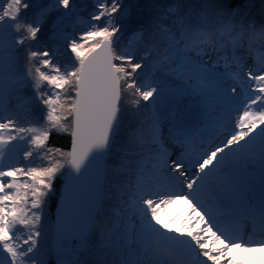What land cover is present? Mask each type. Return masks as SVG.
Masks as SVG:
<instances>
[{"label": "snow or ice", "instance_id": "obj_1", "mask_svg": "<svg viewBox=\"0 0 264 264\" xmlns=\"http://www.w3.org/2000/svg\"><path fill=\"white\" fill-rule=\"evenodd\" d=\"M94 2L97 11L91 15V20L107 19L103 26L93 24L80 36L79 42L75 39L69 42L75 60L71 68H61L46 48L27 51L21 68L16 46L38 41L37 34L47 20L51 5L42 8L32 21L15 25L17 33L23 28L26 35L5 41L6 22L16 21L21 7L26 9L29 5L23 0H0V157L10 152L13 142L19 140L29 146L24 152L26 161L47 162L42 166L0 170V264H9V261L10 264H25L26 260L36 264L34 250L39 251L42 211L58 176L65 177L66 200L73 197L85 177L91 181L98 200H102L104 181L110 172L121 178L112 187L119 197L127 195L128 200L123 201L128 205L127 210L140 220L130 238L142 254L134 259L131 254L121 253V259L113 264H252L247 257L239 260L229 257L225 261L229 249L251 254L264 248V241L246 243L236 231L225 226L232 224L241 213L231 204L209 198L208 203L218 213L217 219L194 195L204 187L203 181L210 174L223 171L226 162L253 160L258 156L264 164V57L260 74L252 69L246 73L247 81L254 83L244 86L241 72L232 73L228 68L230 61L238 69L242 68L240 57L234 51L231 56L222 55L227 51L225 39H230L235 48L245 35L242 20L237 24L235 13L227 20L223 13H218V19L211 24V5L204 3L199 13L190 10L186 16H177L174 23L180 28L178 36L164 30L166 46L162 53L155 50V45L148 48L145 41L146 50L137 61L134 51L117 52L114 47L122 28L114 14L123 9V0ZM53 3L65 9L72 8V0H53ZM169 11L176 12V8ZM68 15L65 12L63 17L52 21L54 35L62 31L64 17ZM259 36L264 38V29ZM205 57L212 60L211 64ZM221 60L227 69L224 73L217 70ZM145 67L150 69L149 74L143 82H138V70ZM168 78H172L176 88L166 91L164 80ZM229 79L233 81L231 86L227 82ZM28 87L34 90V98L19 95ZM126 92L135 97L132 100L134 108H139L143 101L154 111L147 127L143 122L130 127L124 142L117 145L115 138ZM209 92L222 102L244 96L234 126L219 129L223 134L220 143L202 140L195 147L189 132L178 131L174 140L181 151L169 164V152L159 134L157 106L166 95L179 103L185 95L203 96ZM13 93L20 101L16 114L6 107V97ZM40 105L43 106L44 126H20L41 120V113L37 111ZM52 131L70 132V150L48 147ZM256 141H259L258 149ZM145 145L150 147L145 149ZM114 150L116 160L110 165L108 157ZM146 150L153 153L155 161L151 171L146 169L143 159ZM185 188L187 192L183 191ZM173 201L188 206L189 225L182 226L183 231L170 228L160 218L161 206ZM242 214L258 221L264 233V200L245 208ZM17 226L27 233L25 239L16 234ZM127 236L125 232L120 238ZM108 243L113 244L112 237ZM59 264L68 262L60 261Z\"/></svg>", "mask_w": 264, "mask_h": 264}, {"label": "trees", "instance_id": "obj_2", "mask_svg": "<svg viewBox=\"0 0 264 264\" xmlns=\"http://www.w3.org/2000/svg\"><path fill=\"white\" fill-rule=\"evenodd\" d=\"M23 3H27L29 7L26 9L21 7L20 9L16 22L21 25L32 21L42 8H48L51 5V11L41 31L37 34L38 41H28L17 49L20 67L23 68L24 62L27 59V51L40 50L39 44H47L49 47L51 45L50 48H53L54 58L60 60V64L63 67L73 66L75 60L68 44L72 39L79 42L80 36L91 29V27L88 28V23L83 24L82 22H86V18L91 15V12L97 10L94 7V0H72V8L75 9L72 10L73 15L72 17L71 15L69 16L71 19H68V21L64 19L66 23L62 31L55 35L51 29L52 21L58 17H62L64 12L69 9L55 5L53 0H23ZM204 3L211 5L209 10V23L211 24H214L218 19V13H223L225 20L235 13L237 24L242 20L245 35L239 39L235 48H233L230 39H225L223 42L227 45V51L222 53V55L231 56L234 51L240 57L241 62H245L254 55L252 53L255 48L264 57V38H260L259 36L261 30L264 29V0H123V9L121 12L114 14L116 22L122 25L121 32L118 33L119 40L114 45L116 51L132 50L136 53V60L139 61L146 50L144 46L146 41L148 48L155 45V50L162 53L166 46L164 43L166 39L164 30H170L178 36L180 28L179 25L174 23L177 16H186L190 10L199 13L203 11L202 5ZM170 8H176V12L169 11ZM84 19L86 20L82 21ZM106 19L105 17L100 22L92 21V23L103 26ZM193 22H195V17H193ZM253 32L255 35H253ZM20 34L26 35L23 28H21ZM130 42L131 49H129ZM145 63L147 64V61ZM149 71L150 69L147 67L138 70V82H143ZM16 95V93H13L11 96L6 97L7 110L13 114L18 112L17 104L20 103L15 98ZM19 95L25 97L32 96L34 98V90L28 87L23 89ZM133 99L135 97L129 93L123 94L119 132L115 138L117 145L124 142L130 127H136L139 122H143L144 126L147 127L151 122V113L153 111L149 108V105H145V102L142 101L139 108H134L132 106ZM37 111L41 113V120L39 122H34L32 125L21 123L20 126L43 127V106H38ZM13 143L16 144L14 146L15 153L10 155L9 162L4 165L5 167L19 165L23 168L26 166H42L47 163L38 159L26 161L24 159V152L29 146L19 140ZM47 145L52 148H60L63 151L70 150V132L61 133L52 131ZM149 147V145H145V149ZM152 157L153 153L151 151L146 150L144 152L143 159L146 162V169L148 171H151L152 165L155 163ZM115 160L116 154L114 150V154L108 157V163L111 165L115 163ZM3 167L0 166V170H3ZM20 179H24V177H20ZM63 179L64 176L57 177L54 181L53 191L46 197L40 225L41 235L38 237L39 251L34 250L36 264H56L57 259L60 258L55 254L52 247V227ZM120 179V177L112 175L111 172L106 176L104 196L96 213L92 230L83 240L74 242L76 250H74L75 258L71 261L72 264L73 262H78V264H113V261L118 262L121 259V256H118V252L123 250V248L118 251L117 246L130 238L131 220H138L139 218H134L131 211L127 210L128 205L123 202L128 200L127 195L119 197L115 188L112 187ZM214 182L217 198L233 205L235 210L241 213L238 215L239 220L237 222H233V225L225 226H230L231 229H238L241 228L240 224H242V221L249 220L261 231L258 221L242 214L245 208L259 205L264 200V164L261 163L260 159L249 162L242 169L227 172L226 175H218ZM149 183H151L150 179ZM215 215L218 219V213L215 212ZM17 227L18 231L16 234L21 236V239H25L27 233L24 229L19 226ZM125 232L128 233V236L120 238L123 237ZM110 237L113 238V244L111 245L108 243ZM64 243L67 242L63 241ZM133 246L136 247L135 244ZM3 257L7 258V254L3 253ZM25 264H33V260H26Z\"/></svg>", "mask_w": 264, "mask_h": 264}, {"label": "rangeland", "instance_id": "obj_3", "mask_svg": "<svg viewBox=\"0 0 264 264\" xmlns=\"http://www.w3.org/2000/svg\"><path fill=\"white\" fill-rule=\"evenodd\" d=\"M94 7L96 8V6ZM73 9L74 8L66 10V12H68L69 15L67 17H64L65 20L68 21V19L69 20L71 19L69 16L71 15L72 17ZM0 11H2V9H0ZM96 11L97 10L91 12V15L94 14ZM91 15L88 16V18H86L87 20L86 19L82 20V21L86 20V22L81 21L83 24L88 23V28H90L93 24L91 20ZM65 20H64V24L62 28L64 27L66 23ZM16 21L6 22V25L4 27L5 41L10 39L11 37H15L17 39L20 37L21 34L17 33L15 30V25L17 23ZM20 46L21 45L16 46V49H18ZM39 46H40V50H44L46 48L53 55V52H52L53 48H50L51 45L49 47L47 44H43V45L39 44ZM252 54L254 55L250 57L251 59H249L248 61L246 60L245 62H241L242 68L238 69V66L231 61L229 62V64L231 65H228V68H230L232 73H235L238 70L241 72V76H243V79L245 81L244 86L254 83V82L247 81V76H246L247 71L249 69H252L256 71V74H260V69L262 67L261 65L262 56L257 52L255 48ZM53 59H54V62L59 64L61 68H71L72 67V66L63 67L60 64V60L55 59L54 55H53ZM205 59L208 61L209 64H211L212 60L209 57H205ZM252 60L255 61V64L250 63V61ZM217 70L221 73H224L227 69L224 63L220 61V64ZM227 82L230 86L233 84V81L230 79ZM164 86L166 87V91L167 89L176 88V84L172 82V78L165 79ZM240 90H241L240 87H238V92ZM230 92H231V88L229 87V93ZM243 100H244V96L240 95V96H237L232 101L222 102L215 94L209 92L208 94L203 95V96L198 95V94L185 95L181 97L179 99V103H177L171 95H166V97L163 98L160 104L157 106L156 115L160 119L158 127H159L161 143L169 152L168 163L171 164V161L173 159H176L181 151L180 146L175 141L174 143L171 141V134L175 127L185 123L186 125H188L187 127H185V129L190 131L191 123L209 124L210 128L206 129L204 132L206 134H209V132L212 133V129L216 130L217 133L215 136V140L213 141L215 143H220V141L223 139V134L219 131V129L222 126L226 127L225 123L229 125V127H226V128L230 129L232 126H234L238 112L242 110ZM149 108L152 109V111H154V109L152 108L150 104H149ZM15 145L16 144L13 143L10 152L6 153L4 157H0L1 167L6 165L9 162L10 155L12 153H15V148H14ZM255 146L259 147V141H256ZM257 159H259L258 156L253 160H241L239 162L232 160L230 162H226L225 165L222 166L223 171H217V172L210 174L203 181L204 187L197 193H194V195L200 201V203L203 204L206 209L212 212L214 217H216L214 210L211 208L210 204L208 203L209 198H211L212 200H220L219 198H217V192L214 187V183H215L214 180L216 179V177L218 175H221V176L226 175L227 172H230L233 170H237L240 168L242 169L243 167L246 166V164L252 161H256ZM9 167H20V166L19 165L18 166H6V167L4 166L3 170H6ZM168 171H170V169H168ZM183 191L187 192V189L185 188L183 189ZM159 215L162 221L169 224L170 228H181L183 231L185 229L182 226L189 225V219H188L190 215L189 209H188V206L181 201H173L171 204H168L167 206L162 205ZM148 219H151L150 215ZM238 220L239 218L237 217V219L233 222H237ZM131 221L132 223L130 225V230H131L130 237L132 235L133 230L138 228L140 224L139 219L131 220ZM254 225L255 224H253L251 221L247 220L244 228L241 227V228L236 229L238 230L237 234L242 238L244 242L253 243V242L264 241V233H262ZM200 226L201 225H197V227H200ZM156 227H159V225H156ZM168 235L176 236L179 234L178 233H168ZM184 238L187 239V237H184ZM74 242L75 241L67 242V243H64L63 245L72 246L74 247V250H76ZM133 245L134 244L131 238H129L128 240H124L122 243L118 244L117 246V248L119 249L118 251H120V249L123 248V250L118 252V256L120 257L121 253H123L124 255H128L131 253L132 254L131 257L134 259L140 257L142 254L136 250L137 246L134 247ZM197 252H198V249H197ZM56 255L58 257L68 258V255H65V254L63 255L56 254ZM229 257H231L232 259H237V260L244 259L247 257L251 259L252 264H264V248H259L257 249L256 252L251 253V254L240 252L237 249H229V251L225 253V261ZM74 258H75V253L70 258L71 261H73ZM201 259H203V257H201Z\"/></svg>", "mask_w": 264, "mask_h": 264}, {"label": "water", "instance_id": "obj_4", "mask_svg": "<svg viewBox=\"0 0 264 264\" xmlns=\"http://www.w3.org/2000/svg\"><path fill=\"white\" fill-rule=\"evenodd\" d=\"M101 201L98 200V194L88 177L81 181L73 197L66 200L64 177L54 214L52 247L56 254H65L68 258L60 257L56 264L60 261L71 264L70 258L74 255V249L72 246L63 245V241H81L90 233Z\"/></svg>", "mask_w": 264, "mask_h": 264}, {"label": "bare ground", "instance_id": "obj_5", "mask_svg": "<svg viewBox=\"0 0 264 264\" xmlns=\"http://www.w3.org/2000/svg\"><path fill=\"white\" fill-rule=\"evenodd\" d=\"M252 57V56H251ZM251 59V58H250ZM250 63H253L255 64V61H250ZM188 125H186L185 123L181 124V125H178L177 127L174 128L172 134H171V141L174 143V137L176 136L177 132L178 131H188L187 129H185V127H187ZM225 126L226 127H229L228 124L225 123ZM210 128V125L209 124H205V123H191V127H190V131H188L190 134H191V142L192 144H194L193 146H197L199 145L202 140L204 143H207V141L209 139H211L212 141L215 140V136H216V133L217 131L212 129V133L209 132V134H206L204 131L206 129H209ZM213 143H215L213 141ZM174 152V151H173ZM247 220L246 221H242V224L241 227L244 228L245 224H246ZM241 223V221H240Z\"/></svg>", "mask_w": 264, "mask_h": 264}]
</instances>
